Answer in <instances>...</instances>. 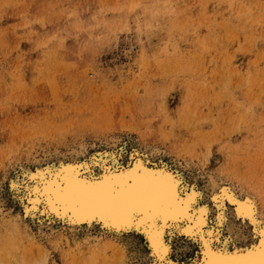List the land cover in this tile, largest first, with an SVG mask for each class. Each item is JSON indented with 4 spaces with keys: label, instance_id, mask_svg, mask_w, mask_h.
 Instances as JSON below:
<instances>
[{
    "label": "rangeland",
    "instance_id": "rangeland-1",
    "mask_svg": "<svg viewBox=\"0 0 264 264\" xmlns=\"http://www.w3.org/2000/svg\"><path fill=\"white\" fill-rule=\"evenodd\" d=\"M137 155L179 175L212 246L225 234L221 191L253 196L264 215V0H0V230L15 222L18 256L101 259L76 247L82 232L43 221L44 181ZM183 239L169 259L197 257L199 240ZM128 242L130 263L150 264Z\"/></svg>",
    "mask_w": 264,
    "mask_h": 264
},
{
    "label": "bare ground",
    "instance_id": "bare-ground-1",
    "mask_svg": "<svg viewBox=\"0 0 264 264\" xmlns=\"http://www.w3.org/2000/svg\"><path fill=\"white\" fill-rule=\"evenodd\" d=\"M137 165H140L142 167L143 173L145 174L153 173L158 176L167 175L171 177H178V197L180 202L176 205V209L180 210L183 209L185 205L187 206L184 210L183 216L177 217V215L172 214L171 216L158 218L153 222L159 229L158 244L154 242L153 239L155 229L146 226L144 223L138 222L135 225L125 226L115 220L108 219L104 216H100L98 214L79 213L73 211L71 206L66 207L63 203H56L55 187L52 185H48L47 190L46 186L43 188L44 194H46L45 201L47 202L49 210L48 213L50 212V219L49 216H47L45 217V219H43V221H45L47 224H59L62 229L71 230L77 235L82 232V234L84 235L83 239L79 240L78 242L74 241L76 242V247L80 249H82L83 247L84 249H87V247H89L93 255L99 254V251L103 250L102 254L100 255L103 257L99 256L102 260L97 258V260L99 259L102 264H131L130 259L133 254H130L131 251L128 252L127 243L129 244V239L133 238L141 240L143 247L145 248V250H147L146 252H148L150 264H205V260L215 259L212 256L213 253L219 255L217 264H259V250L262 239V237L259 235V232L261 230H264V215L260 212V208L257 202L254 201L253 198H251L253 197L251 195V197L248 195L242 196L240 192H230L228 189L224 191L229 194V199L223 198L222 201L224 210H222V212L218 214V217H216L215 219V223L221 231H225L223 232L225 234L223 235V239L220 242L221 246L215 247L208 242L206 243V241L204 240L203 225L208 216L205 213L203 214V216H201V210L197 209L198 206L194 207V197L192 194H185V189L187 186H183L181 188L182 180L180 181L179 175L173 170H170L162 165H151L150 162L146 161L139 155L132 157L127 167H122L120 169H103L97 177L87 176L86 174L82 173V171L76 165V162H74L73 164L71 163L70 165H68L67 168L62 169L60 167L58 171H60V174H62L59 176L50 177L49 181L55 180L60 185V187L63 188L64 184L61 183L62 178L65 176H70L72 174V171H75L76 179L82 183H100L105 181L109 177H117L122 173L134 171ZM55 170H53V172ZM44 173L46 174L47 171H45ZM212 187L214 188L215 185ZM230 190L232 191V189ZM157 195L161 199H164L167 194L162 190L157 193ZM31 196L33 198L32 200L36 203L37 206V204L41 202L39 201L41 199L39 198V196L33 195V192ZM232 198L235 199V201L237 202L236 204L230 202ZM245 201L250 203L254 209L255 223H253V220L249 219L248 217L237 215V206ZM193 209H197V211H192ZM208 211L210 214V209H208ZM41 212L43 211L41 210ZM14 223L15 222H13L12 220L3 221V225L5 227H3V232H1L0 230V235H2L0 236V264H13V260H16L18 264H39V260L42 263L40 256L41 254L39 255L41 251L40 249L39 251H37L39 253L36 252L38 254L37 256H32L31 252L26 253L23 256H18V252H20V246L17 245L18 243H10V240H13V238H15L14 234L12 233V226ZM94 228H98V235L91 238L92 235L91 233H89V230ZM183 237L186 238L183 239V241L187 240L186 242L190 244L192 242L189 240H199L200 247H197V257L188 261L169 259L168 255L170 254L173 241ZM124 240H126L127 242L125 243ZM205 245H207V248H205ZM26 246L29 247V244ZM12 247H17V252H13ZM164 249H166V251H164ZM88 250H86V253H88ZM107 250L113 252V256L109 259L106 258V253L108 252ZM79 254L81 256L83 255L81 253ZM78 260L80 261V259ZM97 260L95 258H92V264H95ZM78 262L76 264H78Z\"/></svg>",
    "mask_w": 264,
    "mask_h": 264
},
{
    "label": "snow or ice",
    "instance_id": "snow-or-ice-1",
    "mask_svg": "<svg viewBox=\"0 0 264 264\" xmlns=\"http://www.w3.org/2000/svg\"><path fill=\"white\" fill-rule=\"evenodd\" d=\"M29 179L34 178L29 177ZM44 183L46 190L48 185L55 187L56 203H63L66 207L71 206L73 211L98 214L125 226L135 225L139 222L154 228L153 239L157 244L159 229L153 222L158 218L172 214L177 217L183 216L187 207L185 205L183 209H176V205L180 202L178 177L145 174L140 165H137L134 171L122 173L117 177H109L100 183H82L76 179L75 171H72L70 176L62 178L63 188L55 180H45ZM162 190L167 194L164 199L157 195ZM32 191L29 190V196L32 195ZM221 198L229 199V194L221 191L219 196L213 197L218 207ZM230 202L237 203L234 198ZM204 212L205 210H201V216ZM237 215L248 217L255 223L254 209L246 201L237 206ZM259 235L262 237L259 264H264V230H261ZM212 256L215 259H207L205 264H217L219 255L213 253Z\"/></svg>",
    "mask_w": 264,
    "mask_h": 264
}]
</instances>
